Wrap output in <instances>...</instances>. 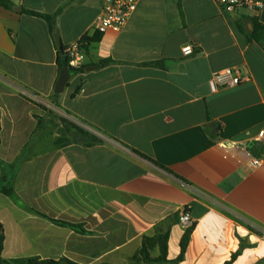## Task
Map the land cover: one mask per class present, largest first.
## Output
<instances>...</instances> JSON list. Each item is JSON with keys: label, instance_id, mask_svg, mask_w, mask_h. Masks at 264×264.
I'll return each instance as SVG.
<instances>
[{"label": "crops", "instance_id": "1", "mask_svg": "<svg viewBox=\"0 0 264 264\" xmlns=\"http://www.w3.org/2000/svg\"><path fill=\"white\" fill-rule=\"evenodd\" d=\"M10 1L14 10L0 6V189L11 182L20 201L47 218L0 192L3 258L122 264L160 222L189 208L195 228L179 264H226L242 242L232 264H264V237L250 229L264 228V164L250 165L262 154L254 144L264 148V45L248 38L250 19L264 24V10L140 0L122 31L89 45L86 63H112L71 72L56 94L55 35L63 47L94 35L106 0ZM27 12L59 13L55 34ZM230 67L248 80L214 91L213 75ZM41 106L105 140L86 146L63 135ZM185 231L173 225L170 260Z\"/></svg>", "mask_w": 264, "mask_h": 264}, {"label": "trees", "instance_id": "2", "mask_svg": "<svg viewBox=\"0 0 264 264\" xmlns=\"http://www.w3.org/2000/svg\"><path fill=\"white\" fill-rule=\"evenodd\" d=\"M0 6L6 8L7 10H14L15 5L10 0H0ZM30 15L40 17L44 19L49 27L51 34H55V24H56V18L59 13H56L54 15H44V14H38L34 12H27ZM250 22L253 26V31L251 35L248 36L249 40L256 41L262 45H264V24H261L257 18H251ZM102 38V34L99 32H96L94 35L89 36L85 35L82 40V45L84 48V51L86 55L88 54L89 45L92 43L99 42ZM66 47H63V50L65 51ZM60 54V52H59ZM58 63L60 69L64 67V64L61 63L60 56L58 58ZM112 63L111 59H105L100 60L98 62H89L86 63L80 67V68H72L69 66V63L67 62L65 65L69 66L71 72L74 73H83L87 71H93L97 69H101L106 67ZM45 111H48L49 113H52L50 110H48L46 107L41 106ZM53 114V113H52ZM61 123H62V134L67 135L69 133H75V140L77 142H81L86 146H93L96 143L103 142L100 138L95 136L94 134L90 133L89 131L79 127L77 124L73 123L71 120H69L66 117H60ZM220 130V128H219ZM264 148H260V146L256 143L254 144L252 151L256 154H261L263 152ZM166 171L170 172V170L163 168ZM172 173V172H171ZM6 178H3V182H6ZM0 192L4 195L12 198L17 204L20 206L26 207V209L32 213H35L36 215H39L41 217L47 218V216L41 214L40 212L35 211L34 209L28 208L25 206L15 193L13 184L11 182H8L5 184L1 189ZM189 210V208H186ZM50 219L54 224L61 226V227H68L76 231L80 234H87L88 232L84 229V226L81 224H73L70 222H65L62 220H56V219ZM181 222V217L179 213H175L168 217L167 219L163 220L156 226V233L154 236H144L142 240L141 247L137 250V252L134 254L133 257L126 260L122 264H179L184 260L185 253L187 250V247L189 245V242L191 240L192 233L195 228V224L185 229V233L182 236L181 242H180V254L179 256L174 259L170 260L168 258V249H169V239L171 235V229L173 225L179 224ZM251 231H255L254 228L250 227ZM4 244H5V233L3 225L0 223V264H77L73 261H70L68 259H60V260H41L36 257L32 258H23V259H14V260H7L3 258V250H4ZM246 244L242 242L241 249L236 253L233 254L232 259L227 262L226 264H232L239 255H241L243 249L245 248Z\"/></svg>", "mask_w": 264, "mask_h": 264}, {"label": "built area", "instance_id": "3", "mask_svg": "<svg viewBox=\"0 0 264 264\" xmlns=\"http://www.w3.org/2000/svg\"><path fill=\"white\" fill-rule=\"evenodd\" d=\"M140 0H106L102 12L98 16V25L96 32L105 34L108 31L120 32L128 24L130 18L138 8ZM225 12L229 14L238 13H252L259 15L264 10V0H215ZM193 47L186 46L183 48V53L186 56L193 54ZM67 62L72 68L82 67L86 60L87 55L84 51L82 40L74 42L68 46L64 51ZM248 78L243 75L238 68L230 67L215 73L211 79V88L216 91L225 88H234L241 83L247 81ZM76 124L94 134L100 139L104 136L91 128L90 126L81 122ZM260 142L264 146V131L260 133ZM264 164V149L261 155L252 158L251 167L257 168ZM181 225L183 228L188 229L194 225L191 218L190 210L184 208L181 211ZM264 237V228L254 227Z\"/></svg>", "mask_w": 264, "mask_h": 264}, {"label": "water", "instance_id": "4", "mask_svg": "<svg viewBox=\"0 0 264 264\" xmlns=\"http://www.w3.org/2000/svg\"><path fill=\"white\" fill-rule=\"evenodd\" d=\"M17 10L20 11L19 8ZM55 40L58 46V50L60 52L59 56L61 59V63L64 64V67L60 71V76L55 87V93L62 94L71 78V70L69 66L65 65L67 63V59L63 50V46L57 34L55 35Z\"/></svg>", "mask_w": 264, "mask_h": 264}, {"label": "rangeland", "instance_id": "5", "mask_svg": "<svg viewBox=\"0 0 264 264\" xmlns=\"http://www.w3.org/2000/svg\"><path fill=\"white\" fill-rule=\"evenodd\" d=\"M51 108V112L53 113V117H54V127H53V129H56V126H57V124H62L61 123V120H60V117H65L64 115L65 114H63V112H61L59 109H57V108H55V107H50Z\"/></svg>", "mask_w": 264, "mask_h": 264}]
</instances>
